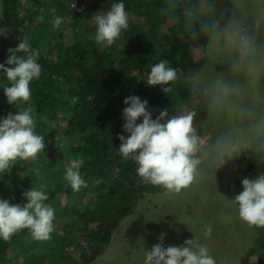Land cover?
Segmentation results:
<instances>
[{"label": "trees", "instance_id": "trees-1", "mask_svg": "<svg viewBox=\"0 0 264 264\" xmlns=\"http://www.w3.org/2000/svg\"><path fill=\"white\" fill-rule=\"evenodd\" d=\"M70 2L2 0L7 26L0 41V64L5 63L9 49L18 44L21 31L31 25L27 23L29 17L39 24L60 16L62 23L54 27L56 33L48 39L51 47L32 51L41 72L30 82L28 104L35 115L34 131L43 137L45 148L34 160L17 161L0 175V199L11 204L23 206L26 200L22 194L32 185L46 186V203L55 210L54 230L47 241L33 240L27 229L7 241L0 240V264L95 261L114 238L115 217L131 213L127 206L130 197L162 191L144 183L136 175L134 161L123 158L117 150L121 143L118 134L128 135L122 127L124 99L135 95L147 100L153 119L165 108L171 115L179 99L176 84L168 95L158 85H147L150 66L164 59L187 77L201 72L205 63L202 47L188 40L179 19L173 21L165 13L163 0H123L131 33L128 28L122 30L120 40L112 45L95 42L96 26L91 19L107 11L113 0H77L81 4L79 11H70L66 16L64 8ZM217 7H223L221 12H225L230 5L217 0ZM3 76L6 78L0 73V88L8 85ZM2 95L5 96L0 89V117L25 107L10 105ZM197 109L199 130L203 112ZM74 158L83 161L80 172L86 181V186L77 192L64 180V171ZM251 170L242 166L239 173L251 175ZM87 217L88 221L83 222ZM257 230L255 245L240 264H264V228Z\"/></svg>", "mask_w": 264, "mask_h": 264}, {"label": "clouds", "instance_id": "clouds-1", "mask_svg": "<svg viewBox=\"0 0 264 264\" xmlns=\"http://www.w3.org/2000/svg\"><path fill=\"white\" fill-rule=\"evenodd\" d=\"M163 10L173 21H181L188 40L200 44L207 62L221 69L186 77L167 60L152 64L147 85H158L168 95L174 84L177 89L180 82L187 81L194 94L192 101H205L200 129L196 127L199 116L195 105L171 115L165 108L153 119L148 101L130 95L124 99L122 111V127L128 135L118 134V152L134 161L136 175L144 183L166 194L188 189L209 172L215 176L226 161L241 153H250L264 165V0H231L225 12L218 10L217 0H163ZM91 21L96 26L97 44L112 45L120 40L122 30L128 28L123 0H113L107 11L93 15ZM61 23L62 17L57 16L53 27L59 28ZM40 72L26 39L18 40L0 64V73L6 74L3 77L8 81L0 88L7 102L25 105L15 114L0 117V175L17 161L34 160L45 148L43 137L34 131L35 115L28 104L30 82ZM208 114L213 120L227 122L211 139L202 131ZM82 163L79 158L71 159L64 171V180L73 192L86 186L80 172ZM238 177L243 178L242 191L227 200L236 206L240 220L264 228V172L251 170V175L239 173ZM45 187L32 185L25 191L23 206L0 199V240L7 241L22 229L35 241L50 239L56 217L54 208L46 203ZM210 232L211 227L204 225V235ZM159 239L162 241L163 235ZM143 264H216V259L194 238L180 246L157 243L146 249Z\"/></svg>", "mask_w": 264, "mask_h": 264}, {"label": "rangeland", "instance_id": "rangeland-1", "mask_svg": "<svg viewBox=\"0 0 264 264\" xmlns=\"http://www.w3.org/2000/svg\"><path fill=\"white\" fill-rule=\"evenodd\" d=\"M225 1L231 5V0ZM1 4L2 0H0V41L6 34L7 26ZM80 7L81 4L77 3V0H71L68 8H64L66 16L70 11H79ZM218 10L221 12L223 7H219ZM45 13H49V10H45ZM70 20L73 25V20ZM27 23L31 25L27 30L21 31L19 40L26 39L31 52L51 47L48 39L56 33L51 19H44L37 24L29 17ZM129 28L128 25V30ZM130 33L131 30L128 34ZM204 61L201 72L220 71V65L216 67L208 63L205 57ZM213 67L215 69H212ZM177 93L178 103L176 102L171 112L184 110L193 105L200 107L201 110L204 109L205 101L202 98L192 101L194 94L189 90L187 81L179 83ZM2 98L5 100V96L2 95ZM226 126L227 122L213 120L208 114L207 120L202 125V131L211 139L218 129ZM236 163L238 168L246 166L248 169L256 165L253 168L256 174L264 172V165L259 164L255 157L250 153H241L226 161L225 165L216 171L215 176L211 172L202 175L191 187L180 193L166 194L162 190L155 193H136L131 196L127 204L131 213L126 217H115L117 226L114 238L109 247L89 264H143L146 249L151 250L157 243H162L164 247L180 246L186 239L194 238L209 249L216 259V264H240L245 254L254 247L258 230L255 226H249L240 220L236 206L227 200L234 199L242 191L243 178L238 177ZM45 167L43 164V171ZM48 168L49 164L46 170ZM43 171L40 170L39 173ZM82 221L87 222L88 217ZM204 225L211 227V232L207 236L203 233ZM162 235L161 241L159 238ZM41 262L42 258L39 259V263Z\"/></svg>", "mask_w": 264, "mask_h": 264}, {"label": "flooded vegetation", "instance_id": "flooded-vegetation-1", "mask_svg": "<svg viewBox=\"0 0 264 264\" xmlns=\"http://www.w3.org/2000/svg\"><path fill=\"white\" fill-rule=\"evenodd\" d=\"M228 5H230V3H228Z\"/></svg>", "mask_w": 264, "mask_h": 264}, {"label": "crops", "instance_id": "crops-1", "mask_svg": "<svg viewBox=\"0 0 264 264\" xmlns=\"http://www.w3.org/2000/svg\"><path fill=\"white\" fill-rule=\"evenodd\" d=\"M204 133V132H203Z\"/></svg>", "mask_w": 264, "mask_h": 264}]
</instances>
